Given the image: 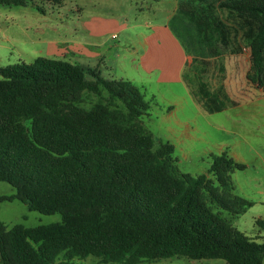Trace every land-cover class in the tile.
Listing matches in <instances>:
<instances>
[{
    "label": "trees",
    "instance_id": "1",
    "mask_svg": "<svg viewBox=\"0 0 264 264\" xmlns=\"http://www.w3.org/2000/svg\"><path fill=\"white\" fill-rule=\"evenodd\" d=\"M220 8L241 23L250 48L246 78L264 90V0H179L178 14L195 30V55L241 51L227 49ZM205 97L219 110L214 95ZM148 109L138 87L96 67L44 56L0 67V181L15 189L0 202L17 199L61 216L9 229L0 220V264H81L74 259L89 255L123 264L172 256L263 264L264 241L223 215L252 205L233 193L230 179L245 164L222 150L204 173L180 171L173 144L144 127ZM256 224L264 230V220Z\"/></svg>",
    "mask_w": 264,
    "mask_h": 264
},
{
    "label": "rangeland",
    "instance_id": "2",
    "mask_svg": "<svg viewBox=\"0 0 264 264\" xmlns=\"http://www.w3.org/2000/svg\"><path fill=\"white\" fill-rule=\"evenodd\" d=\"M23 1L15 4L0 0V67L31 62L37 56H47V50L53 48L64 51L60 59L83 66L92 56L102 57L106 63V67L102 62L99 65L103 76L128 80L144 94L149 109L141 121L155 140L173 144L180 171L192 175L204 173L211 155L222 150L245 164L244 169L233 170L230 179L233 193L252 205L239 215L226 211L223 215L244 235L264 241V230L256 224V220H264V164L255 148L264 142L262 93L236 108L208 112L193 101L181 82L166 81L163 77L159 81L160 71L149 73L143 69L141 54L148 42L155 49H174L172 57L169 52L165 57L172 61L179 59V49L186 54L197 53L194 27L178 14L179 0H63L59 4ZM218 15L230 29L227 49H241L231 57L241 76V70L247 72L250 65V48L241 36V23L224 9H218ZM98 22L105 26L98 29L95 24ZM205 59L209 64L202 79L211 85L209 73L217 74L211 69L217 64V57ZM14 192L9 183L0 181V195ZM0 220L9 229L15 224L34 227L59 222L61 216L29 210L26 204L14 199L0 202ZM74 261L123 264L104 263L91 255ZM137 264L227 263L221 258L172 256Z\"/></svg>",
    "mask_w": 264,
    "mask_h": 264
},
{
    "label": "crops",
    "instance_id": "3",
    "mask_svg": "<svg viewBox=\"0 0 264 264\" xmlns=\"http://www.w3.org/2000/svg\"><path fill=\"white\" fill-rule=\"evenodd\" d=\"M95 24L98 25V29L105 26L100 24V22ZM112 35L115 34H111V37ZM98 44H102V42H98ZM152 46L153 45H150L148 42L147 48L144 50L143 54H141V59L144 60L145 63L143 69L149 73H152L155 70L160 71L161 74L157 77V80L159 81H161L163 77L166 81L181 82L186 88V91L192 97L193 101L199 107H202L208 112H213L215 110L207 101L205 97L206 92H209L217 98L220 105L219 110L224 108H236L242 102L252 100L260 93H262L261 96H264L263 89L257 88L253 84L247 82V72L245 70H241V76H239L237 64L233 61L234 59L231 58L235 54L217 57V64H215L214 68L211 67V69L217 72V74H212V72L209 73L211 74L209 75L211 85H208V83L202 79L206 74L208 68L207 65L209 64L205 61V58L197 57L195 52L188 54L185 52L183 53L181 49H179V59L172 61V59H166L165 57L168 52L172 57L171 50L174 52V49H155V47ZM46 53L47 56L44 57H54L55 59H60L59 57H63L65 55L62 49L60 50L54 48L47 50ZM101 62L103 65L106 64L102 57L92 56L88 58L85 65L96 67L101 74L102 72L99 69ZM255 148L257 149V153L264 164V142L258 143Z\"/></svg>",
    "mask_w": 264,
    "mask_h": 264
}]
</instances>
